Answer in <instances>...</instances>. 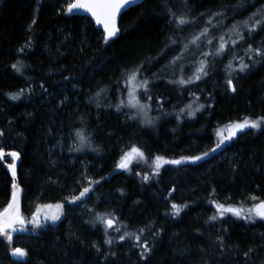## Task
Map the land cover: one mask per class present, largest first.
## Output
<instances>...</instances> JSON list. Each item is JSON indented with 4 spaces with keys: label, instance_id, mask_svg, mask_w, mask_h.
Masks as SVG:
<instances>
[{
    "label": "trees",
    "instance_id": "trees-1",
    "mask_svg": "<svg viewBox=\"0 0 264 264\" xmlns=\"http://www.w3.org/2000/svg\"><path fill=\"white\" fill-rule=\"evenodd\" d=\"M71 1L0 0V148L20 157L29 229L0 234V264H264V221L218 213L264 201V127L213 151L218 127L264 120V0H147L114 40ZM130 75L160 107L151 128L120 105ZM130 149L171 165L117 171ZM11 191L0 164V212Z\"/></svg>",
    "mask_w": 264,
    "mask_h": 264
},
{
    "label": "rangeland",
    "instance_id": "rangeland-1",
    "mask_svg": "<svg viewBox=\"0 0 264 264\" xmlns=\"http://www.w3.org/2000/svg\"><path fill=\"white\" fill-rule=\"evenodd\" d=\"M72 2V1H71ZM71 2L68 4V6L71 4ZM203 34V33H202ZM199 40L197 41V43ZM209 51L205 53V55H208ZM203 65L204 63H197L195 64V69L192 72V81H198L199 79H196L199 77V75L203 71ZM182 68V67H181ZM191 77V76H190ZM195 77V78H194ZM196 79V80H193ZM148 84V83H147ZM146 83L141 82L139 77L136 75H130L126 80V86H125V92L122 96L123 98L120 101L121 107L129 111L130 114H132L141 124L144 128H151L158 124L159 117H160V107L158 106H152L150 103V95L148 94V86ZM142 94V95H141ZM185 109V110H184ZM184 111L190 113L191 109H194L191 107L190 104H187L184 107ZM262 127H264V120H243L241 122H236L233 124H228L225 126L218 127L215 130V144L213 151H218L220 148L223 150L225 146L231 142L239 133L246 131L247 129L251 130H260ZM75 146L74 141H69L66 143V145L63 144V142L60 145V151L68 150L70 148H73ZM205 156L196 158L195 160H179L175 163L178 165H182L185 163H194L198 162L201 159H204ZM11 163V161H9ZM76 161L74 159H71V163H75ZM171 165V162L156 158L153 160L146 159L142 153L135 149L127 150L121 157V159L118 161L116 170L117 171H124L126 173H129L130 171L136 172L140 176L142 175L146 176V179L150 176L149 173L153 174L155 171L160 170V168ZM173 165L174 162L172 163ZM79 169H82V176L84 179L89 182L91 180L90 174L87 170V168L90 166L89 163H81L78 162ZM146 168V169H144ZM144 170V171H143ZM88 190V188H87ZM90 192L88 194L83 195V200H87L89 197ZM256 205L252 204L250 206L244 207V208H238V207H219L218 213H224L234 215L237 219H242L245 221L250 220V218H258L256 214ZM105 219L104 222H106ZM44 223L37 224V228H44ZM9 232V231H8ZM29 232L28 227H26L25 222H22L19 218V222L17 225L12 229L9 233H7L9 236L13 234L18 233H25ZM16 259L23 260L24 259V252L23 251H16L14 254Z\"/></svg>",
    "mask_w": 264,
    "mask_h": 264
},
{
    "label": "water",
    "instance_id": "water-1",
    "mask_svg": "<svg viewBox=\"0 0 264 264\" xmlns=\"http://www.w3.org/2000/svg\"><path fill=\"white\" fill-rule=\"evenodd\" d=\"M147 0H72L67 7L70 16L89 19L94 28L101 31L106 40H114L119 36V23L122 15L129 9L143 4ZM7 161H11L8 163ZM19 155L14 151L0 148V164L8 172L12 180L11 199L7 207L0 212V234L11 231L19 222L21 188L17 183V167ZM257 216L264 221V201L256 205ZM53 219L50 209L37 210L32 215L35 224H48ZM106 226L113 227L111 220H106Z\"/></svg>",
    "mask_w": 264,
    "mask_h": 264
}]
</instances>
